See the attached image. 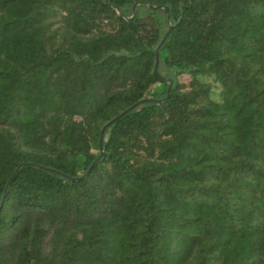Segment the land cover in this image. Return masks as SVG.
Wrapping results in <instances>:
<instances>
[{
	"label": "trees",
	"instance_id": "trees-1",
	"mask_svg": "<svg viewBox=\"0 0 264 264\" xmlns=\"http://www.w3.org/2000/svg\"><path fill=\"white\" fill-rule=\"evenodd\" d=\"M0 207V264H264V0H0Z\"/></svg>",
	"mask_w": 264,
	"mask_h": 264
},
{
	"label": "water",
	"instance_id": "water-1",
	"mask_svg": "<svg viewBox=\"0 0 264 264\" xmlns=\"http://www.w3.org/2000/svg\"><path fill=\"white\" fill-rule=\"evenodd\" d=\"M137 6V4L135 5V7ZM152 7H156V8H160L162 6H152ZM164 9L166 10V12L169 13V7L165 6ZM172 30V27L170 28V31ZM170 31L168 32V34L165 36V39L168 37ZM164 41V40H163ZM162 41V42H163ZM162 42L159 43V45L157 46L156 48V63H155V68H154V75L155 77L157 78H161L159 73H158V67H159V48H160V45L162 44ZM170 89H171V84L169 85V88H168V96L167 98L165 99H153V98H144V99H141L139 101H137L135 104L129 106L128 108H126L123 112H121L119 115H117L116 117H114L112 120H110L108 123H106L102 130H101V134H100V148H101V154L100 156H98V158L91 164L90 168L88 169V171L81 177H77V178H74V177H69L71 179H74V180H79V179H83L85 178L89 173L90 171L92 170V168L98 163V161L100 160L101 158V155L103 153V144H104V135H105V131L106 129L115 121L119 120L120 118H122L125 114H127L128 112H130L131 110H133L135 107L139 106L140 104L144 103V102H163V101H166L168 98H169V95H170ZM24 164H21L17 170L15 171V173L13 174V176L9 179L8 181V184H7V187H6V190L8 189L9 185L11 184L12 180L14 179V177L16 176V174L18 173V171L21 169V167L23 166ZM41 167V166H40ZM55 171V170H53ZM2 206V204H1ZM1 209V207H0Z\"/></svg>",
	"mask_w": 264,
	"mask_h": 264
}]
</instances>
